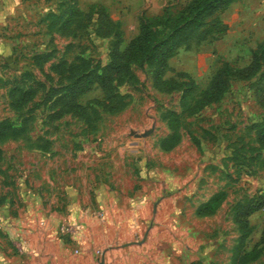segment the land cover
I'll list each match as a JSON object with an SVG mask.
<instances>
[{"label": "rangeland", "instance_id": "374dc122", "mask_svg": "<svg viewBox=\"0 0 264 264\" xmlns=\"http://www.w3.org/2000/svg\"><path fill=\"white\" fill-rule=\"evenodd\" d=\"M65 1L0 0V122L20 128L0 139V264H231L258 240L264 220L262 205L246 217L241 237L233 218L237 201L264 191L258 73L228 79L218 99L188 114L180 90L158 89L151 67L134 63L131 76L115 85L126 94L122 109L97 107L90 119L70 110L56 116L49 93L69 78L55 64L78 53L103 63L109 46L88 31L57 30L53 18ZM87 1L78 0L84 8ZM141 14L127 20L122 44ZM215 20L225 28L180 46L165 77L182 79L183 72L198 90L223 61L246 63L264 34V0L230 2L209 18ZM15 86L31 96L21 99ZM101 94L93 86L79 100ZM169 109L181 123L178 141L163 149ZM153 120L149 134H128ZM217 192L215 209L197 213ZM243 264H264V249Z\"/></svg>", "mask_w": 264, "mask_h": 264}, {"label": "trees", "instance_id": "16d2710c", "mask_svg": "<svg viewBox=\"0 0 264 264\" xmlns=\"http://www.w3.org/2000/svg\"><path fill=\"white\" fill-rule=\"evenodd\" d=\"M233 0H186L174 7L171 2L165 3L158 13L141 14L138 18L137 30L123 42V29L120 21L113 19L107 7L101 2H91L87 7L80 6L78 0L65 1V10L53 19L57 22V30L61 34L76 35L80 30L88 31L94 37L108 38L107 59L103 63H91L78 53L69 61L62 60L55 64L57 71L66 72L69 80L59 88H51L56 116L62 111L70 110L85 118L98 113L97 107L108 111H118L126 103V94L116 90L115 85L121 83L132 74V64L146 63L151 67L154 85L163 91L180 90L179 103L183 111L193 114L204 105L218 99L226 88L230 78H249L258 73L254 93L257 101L264 105V40L259 41L252 51L250 59L242 64H231L223 61L213 73L204 88L196 89L194 81L178 72L182 79L165 77L164 72L169 64L168 59L180 46H188L205 39L211 32L223 30L224 24L209 18L219 10H224ZM41 54L35 55L40 57ZM98 86L102 92L98 98L89 103H82L79 97ZM21 99L31 96L29 89L19 86L13 88ZM171 132L161 137L159 145L163 149L171 148L178 141L176 129L180 125L178 113L169 109L163 113ZM20 128L10 121L0 122V139L16 135ZM256 139L264 147V113L256 128ZM264 161V160H263ZM222 192L212 194L197 207V213H207L215 209ZM264 205V191L243 200L237 201L233 207V218L238 223L241 237L248 231L247 216ZM264 249V220L257 241L249 249L237 252L231 264H243L258 256Z\"/></svg>", "mask_w": 264, "mask_h": 264}, {"label": "crops", "instance_id": "0c3cea01", "mask_svg": "<svg viewBox=\"0 0 264 264\" xmlns=\"http://www.w3.org/2000/svg\"><path fill=\"white\" fill-rule=\"evenodd\" d=\"M101 2L103 3L113 19L120 21L121 28L123 29V34L128 29L127 20H137V14L145 12L146 14H154L161 11L162 6L167 3L169 0H88L86 5L91 2ZM238 0H233L231 2H236ZM84 4V3H82ZM242 5V4H240ZM261 6V4H260ZM132 24V23H131ZM136 32L137 30V21L132 27ZM264 38V34L261 37V40ZM259 40V41H261ZM146 235V231L142 238Z\"/></svg>", "mask_w": 264, "mask_h": 264}, {"label": "water", "instance_id": "95a60500", "mask_svg": "<svg viewBox=\"0 0 264 264\" xmlns=\"http://www.w3.org/2000/svg\"><path fill=\"white\" fill-rule=\"evenodd\" d=\"M154 127V120L151 122V124L141 130H138L134 127H129L128 134L133 135V136H145L149 134L153 130ZM102 264V262H100Z\"/></svg>", "mask_w": 264, "mask_h": 264}, {"label": "built area", "instance_id": "2783aa9c", "mask_svg": "<svg viewBox=\"0 0 264 264\" xmlns=\"http://www.w3.org/2000/svg\"><path fill=\"white\" fill-rule=\"evenodd\" d=\"M61 228H62V229H64V225H63V226H61Z\"/></svg>", "mask_w": 264, "mask_h": 264}]
</instances>
